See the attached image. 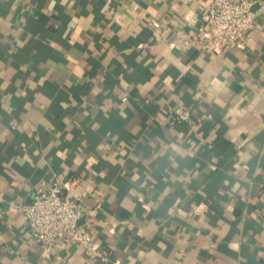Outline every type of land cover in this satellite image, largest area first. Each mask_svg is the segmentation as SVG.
Masks as SVG:
<instances>
[{
    "label": "crops",
    "instance_id": "0c3cea01",
    "mask_svg": "<svg viewBox=\"0 0 264 264\" xmlns=\"http://www.w3.org/2000/svg\"><path fill=\"white\" fill-rule=\"evenodd\" d=\"M209 3L0 0V264H264V10L216 54ZM55 180L107 261L11 207Z\"/></svg>",
    "mask_w": 264,
    "mask_h": 264
},
{
    "label": "built area",
    "instance_id": "2783aa9c",
    "mask_svg": "<svg viewBox=\"0 0 264 264\" xmlns=\"http://www.w3.org/2000/svg\"><path fill=\"white\" fill-rule=\"evenodd\" d=\"M255 6L263 11L264 0H210L207 21L193 38L194 42L216 54L227 48L246 47L254 27ZM169 111L179 121L191 122L188 107H170ZM66 188L61 180H55L48 189L37 190L30 202L18 206L12 203L11 207L21 212L33 239L46 253L53 252L57 240L67 238L107 261V252L98 250L88 229L80 224L79 198L65 196Z\"/></svg>",
    "mask_w": 264,
    "mask_h": 264
}]
</instances>
